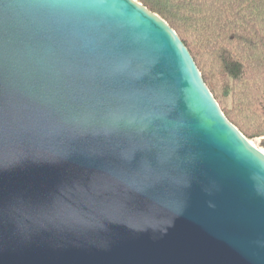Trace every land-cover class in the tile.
I'll return each mask as SVG.
<instances>
[{
	"label": "water",
	"instance_id": "obj_1",
	"mask_svg": "<svg viewBox=\"0 0 264 264\" xmlns=\"http://www.w3.org/2000/svg\"><path fill=\"white\" fill-rule=\"evenodd\" d=\"M0 264H264V154L136 0H0Z\"/></svg>",
	"mask_w": 264,
	"mask_h": 264
},
{
	"label": "trees",
	"instance_id": "obj_2",
	"mask_svg": "<svg viewBox=\"0 0 264 264\" xmlns=\"http://www.w3.org/2000/svg\"><path fill=\"white\" fill-rule=\"evenodd\" d=\"M177 34L227 120L264 147V0H136Z\"/></svg>",
	"mask_w": 264,
	"mask_h": 264
},
{
	"label": "rangeland",
	"instance_id": "obj_3",
	"mask_svg": "<svg viewBox=\"0 0 264 264\" xmlns=\"http://www.w3.org/2000/svg\"><path fill=\"white\" fill-rule=\"evenodd\" d=\"M250 143H253V146H255L258 150H260L262 153L264 152V147L261 146V138H255L252 140H249Z\"/></svg>",
	"mask_w": 264,
	"mask_h": 264
},
{
	"label": "bare ground",
	"instance_id": "obj_4",
	"mask_svg": "<svg viewBox=\"0 0 264 264\" xmlns=\"http://www.w3.org/2000/svg\"><path fill=\"white\" fill-rule=\"evenodd\" d=\"M252 145H253V143H252ZM263 154H264V152H263Z\"/></svg>",
	"mask_w": 264,
	"mask_h": 264
}]
</instances>
